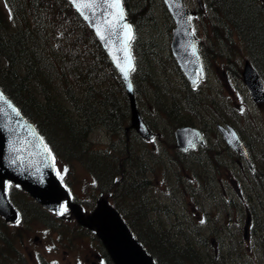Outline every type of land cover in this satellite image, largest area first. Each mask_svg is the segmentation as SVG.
<instances>
[{
	"label": "trees",
	"instance_id": "obj_1",
	"mask_svg": "<svg viewBox=\"0 0 264 264\" xmlns=\"http://www.w3.org/2000/svg\"><path fill=\"white\" fill-rule=\"evenodd\" d=\"M205 1L219 26L236 31L237 41L249 54L247 58L264 82V28L253 12L261 9L255 2L250 6L253 0ZM122 2L134 30L132 82L137 107L141 111L143 101L155 117V123L162 126L192 125L190 115H181L179 101L167 95V65L180 72L166 43L160 47L153 38L151 32L157 30L158 23L149 0ZM164 16L167 18L166 33L173 23L166 10ZM169 37L170 33L165 39L169 41ZM227 38L229 42L227 39L225 42L232 43L229 35ZM181 79L186 87L184 103L195 116L192 106L203 108L201 101L204 99L192 97V90L183 77ZM0 88L34 124L57 160L67 163L70 155L75 158L73 161L93 174L95 188L110 195L114 208L157 264H216L213 258L201 254L195 242L181 234L182 227L173 224L167 229L151 222L152 209L146 207L145 196L149 184L143 174L146 160L144 154L135 153L131 139L126 142L122 137L117 149L111 145L104 152L92 150L88 145L87 136L97 127L115 136L134 132L126 131L129 106L119 76L91 31L65 0H1ZM217 121L226 123L225 120ZM145 122L150 125L147 120ZM167 132V137H171L163 147L167 152H176L172 134ZM261 140L260 135L254 137V142L260 145ZM260 145L256 144L262 148ZM170 153L172 158L185 157ZM259 153L264 165V154ZM174 161L180 166L178 160ZM260 171L261 176L255 172L253 180L256 179L260 187L256 188L258 194L264 197L263 166ZM258 212L253 213L255 235H252L262 241L264 212L262 215ZM188 231L193 234L192 230ZM262 245L264 253V243Z\"/></svg>",
	"mask_w": 264,
	"mask_h": 264
},
{
	"label": "rangeland",
	"instance_id": "obj_2",
	"mask_svg": "<svg viewBox=\"0 0 264 264\" xmlns=\"http://www.w3.org/2000/svg\"><path fill=\"white\" fill-rule=\"evenodd\" d=\"M183 1L188 9L198 8L197 0ZM149 2L158 23L157 30L151 32L153 38L160 47L165 46V43L168 46L171 35L169 41L165 38L171 30L165 33L167 30L165 9L160 0H149ZM206 9V13L203 12L202 16L195 18L192 22L205 67V79L195 91H191L192 97L204 99L201 101L203 108L197 106L191 108L197 115L193 116V113H190L192 111L187 110L186 102L184 103L186 87L181 79L182 76L176 72L172 65H167L166 75L169 79L167 95H172L175 100L179 101L182 116L190 115L192 117L190 123L206 132L210 149L206 144L205 148L201 150L202 152L187 154L186 158L182 156V159L172 158L170 152H176L172 150L167 152L163 146L171 137V135L167 137V130L172 134L176 128L159 125L157 121L155 123V117L153 118L150 108L143 101L140 104L141 111L156 136L153 141H143L131 132H127L124 136H115L103 128L97 127L87 136V143L92 150L104 152L111 145L117 149L119 139L122 137L126 139V142H130L131 139L130 144L135 153L144 154V160H146L145 169H143L144 177L149 184L145 191L148 202L146 207H150L151 204L156 207L154 211L150 212V219H154L156 223L167 227V229L173 227V224L182 227L181 234L184 233L191 242H195L200 247L201 254L213 258L216 264L221 262L222 264H264L262 249L264 239L260 241L257 236L253 238L255 224H251L249 228L244 226L246 214H251L253 217V213L256 214L258 210V213L262 215L264 197L258 194L255 185L250 186L246 177L243 175L239 177L233 173L235 167H239V160L237 161L236 158L229 155L230 153L223 150L225 149L224 142L218 135L216 136L214 130L216 121L220 119L238 128L242 133L244 132L246 138L249 133L256 137V131H261L263 134L264 107H258L252 103L242 84L240 73L249 54H246L243 45L237 41L236 31L230 27L219 26V23L215 22L214 14L208 8V4ZM228 35L232 43L225 42V39L228 40ZM141 36L143 37V34L140 33ZM145 37L146 35H144ZM214 119L216 120L214 121ZM218 145H221V155H218L220 157L211 153L207 155L209 151L214 153ZM118 149L121 148L118 147ZM255 150L254 153L260 155L258 152L262 151V148L256 146ZM68 157L70 159L66 161L67 163L58 160L55 165L60 176L69 182L76 200L85 205L87 211H90L89 209L92 208V204H95L99 192L95 188L93 174L91 175L81 164L73 161L74 157L70 155ZM174 160H178L180 166ZM262 161L260 160L256 164L257 172L259 167L261 169L262 166L264 167ZM237 177L241 180H237ZM139 180L136 181L139 182ZM29 213L33 215L31 209ZM38 214L42 216L43 212L39 211ZM44 221H49L47 215H45ZM206 221L207 224H205ZM245 228L247 229L245 230ZM32 230L29 231V234H25L23 243L18 246L26 256L25 259L29 260V264L34 263L33 250L40 252L43 259L45 258L47 261L56 259L59 264H85V259L90 255V247L86 243L90 237L87 233L86 235L81 232L77 235L76 246L69 250L71 238L67 235L63 234L58 237L54 234V238L50 239L48 234L53 233L39 227V224L33 225ZM188 230H192L193 234ZM35 237H38L39 243L34 240ZM203 240L206 241L205 244L200 242ZM13 246L17 247L16 242L13 243ZM64 250H67L68 253ZM89 258L92 259L91 256ZM10 264L12 263L10 262Z\"/></svg>",
	"mask_w": 264,
	"mask_h": 264
},
{
	"label": "water",
	"instance_id": "obj_3",
	"mask_svg": "<svg viewBox=\"0 0 264 264\" xmlns=\"http://www.w3.org/2000/svg\"><path fill=\"white\" fill-rule=\"evenodd\" d=\"M66 1L91 30L119 75L129 102L130 128L143 140H150L153 133L146 126L136 107L131 80L132 71L128 80H125L113 59V56H123V53L119 51V31L115 36L110 37V42L102 41L96 34L95 26L101 23L105 15L103 0H96L100 6L93 10L85 9L84 15H81V12L77 10L73 0ZM161 1L174 22L171 31V54L189 84L195 86L198 77H203L200 57L196 49V38L192 33L190 24V16L194 15L195 12L188 11L181 0ZM77 2L86 3L89 0H77ZM85 16L88 19H85ZM125 22L130 24L126 14ZM193 46L195 47V55L193 54ZM242 77L250 98L257 104H264V85L248 62L244 64ZM129 83L132 85L131 89L128 87ZM0 94L3 95V99L0 100L1 217L8 223L15 222L17 219L15 211L9 205L4 194V182L8 181L18 185L39 205L54 213L58 212L60 204L65 200L66 206L78 225L95 233L113 264H156L154 259L135 239L119 213L109 205L106 198L99 199L96 202V207L87 216L83 214L79 205L70 202L67 190L61 185L55 174L51 155H49V151H46L47 147L42 137L1 89ZM9 104L19 111V116L12 111V108L8 107ZM216 128L227 146L242 155L250 166L245 147L235 130L228 125H217ZM174 138L177 149L182 152L195 148L197 144H204L202 133L189 126L177 128L174 131Z\"/></svg>",
	"mask_w": 264,
	"mask_h": 264
},
{
	"label": "flooded vegetation",
	"instance_id": "obj_4",
	"mask_svg": "<svg viewBox=\"0 0 264 264\" xmlns=\"http://www.w3.org/2000/svg\"><path fill=\"white\" fill-rule=\"evenodd\" d=\"M259 1V2H258ZM253 0L255 2L256 6L261 9V11H253L256 14V17L259 19V21L262 24V28H264V6L262 5V2L264 0ZM262 107V106H260ZM237 132L240 136V138L243 140L245 143L248 155L250 156L252 163L255 161V158H259V154H255L254 152L256 151V144L257 142H254V140L250 139L251 137H254L253 135L248 134L247 138L246 136L240 132L237 129ZM206 137V136H205ZM264 138V134H263ZM250 139V140H249ZM208 141V140H207ZM261 145H262V154H264V140H261ZM256 143V144H255ZM208 148L210 149V144H208ZM260 145V143H259ZM260 145V146H261ZM216 146V145H215ZM203 148H197L192 151H188L187 154H195L198 152H202L201 150ZM220 148L221 145H218L217 148H215L214 153L209 151L212 155H216L217 157H220L218 155L220 154ZM261 148V147H260ZM230 155L233 156V158H236L237 161L239 158H241L238 155H234L229 151ZM259 153V152H258ZM231 156V157H232ZM241 162V161H239ZM239 166L242 167L241 163H238ZM254 165V163H253ZM243 169V168H241ZM5 189H6V195L12 205V207L15 209L18 215V220L20 221L19 224L17 222L15 223H6L5 220L0 217V264H29L28 261L25 259L24 253L21 251V249L18 248L23 243V237L25 234H29V231H33V225L39 224V227L44 228L45 230L47 229L48 232H52L53 234H48L50 236V239L54 238V234L60 237L61 235L65 234L69 238H71V243H70V249L72 247L76 246V236L79 235L81 232H84L85 234L87 233L90 237V239L86 242L87 245L90 247V255L85 259V264H112L107 253L105 252L102 244L100 241L97 239V237L94 235L93 232L88 231L85 228H82L78 226V223L69 217H64L63 215H55L49 211L43 210L46 215L49 216L50 220L49 221H38L33 218V216L29 213V202L30 198L25 195L22 191L19 190L16 186H13L11 184H5ZM71 198H73L72 193L70 192ZM100 194L98 193L97 196ZM233 200V199H230ZM17 202V205H16ZM80 203V202H79ZM94 205V204H92ZM152 205V204H151ZM152 211L156 209L155 206H151ZM83 208V211L85 214L90 213V211H87L86 209ZM93 209V208H92ZM248 213V212H247ZM251 218L252 216L250 214H246V223H249L251 225ZM153 224H158L154 219H150ZM245 223V224H246ZM37 229V228H36ZM50 230V231H49ZM86 234V235H87ZM5 236V237H4ZM47 235L45 236V238ZM34 240L39 243L38 237H35ZM16 242L17 247L13 246V243ZM66 253H68L67 250H64ZM33 264H59L58 260L52 259L50 261L45 260L41 257L40 252L34 251L33 250ZM92 257L90 259L89 257ZM95 261H94V260Z\"/></svg>",
	"mask_w": 264,
	"mask_h": 264
},
{
	"label": "snow or ice",
	"instance_id": "obj_5",
	"mask_svg": "<svg viewBox=\"0 0 264 264\" xmlns=\"http://www.w3.org/2000/svg\"><path fill=\"white\" fill-rule=\"evenodd\" d=\"M73 3L78 11L81 12V15H84V10H93L100 5L96 3V0H89L86 3L77 2V0H73ZM103 12L104 19L100 24L95 26L96 34L102 41L110 42V37L115 36L119 31V41L120 48L119 51L123 53L122 57L113 56L114 61L116 62V66L119 71L122 73L125 80H128L129 74L131 71H134V64L130 54V43L134 39V34L132 30V26L125 22V12L122 6V0H103ZM95 14V13H93ZM85 19H88L85 16ZM193 54L195 55V47L193 46ZM129 89H131L132 85L129 83ZM3 99V95L0 94V100ZM9 108H12V111L19 116L20 113L17 109L13 108L11 104L8 105ZM46 151L47 148H46ZM49 155H51L49 151ZM65 171H67L65 169ZM59 174V173H58ZM62 178V177H61ZM67 211V206H61L58 214L64 215ZM203 223V221H201ZM20 221L17 220V224Z\"/></svg>",
	"mask_w": 264,
	"mask_h": 264
},
{
	"label": "bare ground",
	"instance_id": "obj_6",
	"mask_svg": "<svg viewBox=\"0 0 264 264\" xmlns=\"http://www.w3.org/2000/svg\"><path fill=\"white\" fill-rule=\"evenodd\" d=\"M253 1H250V6H253ZM102 123V122H101ZM223 149V148H222ZM224 151H226V152H228L226 149H223ZM146 211H149V210H146ZM144 212H145V210H144ZM148 213V212H147ZM226 251V250H225Z\"/></svg>",
	"mask_w": 264,
	"mask_h": 264
}]
</instances>
